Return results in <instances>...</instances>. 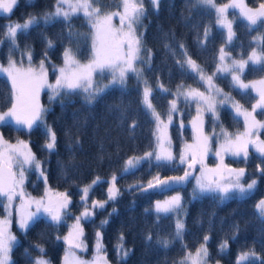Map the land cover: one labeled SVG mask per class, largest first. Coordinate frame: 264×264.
<instances>
[{
  "label": "snow or ice",
  "instance_id": "6c2138e0",
  "mask_svg": "<svg viewBox=\"0 0 264 264\" xmlns=\"http://www.w3.org/2000/svg\"><path fill=\"white\" fill-rule=\"evenodd\" d=\"M154 11H159L160 0H148ZM195 5L215 13V24L219 30L226 32L223 43L218 49V55L214 57L215 69L209 74L203 66L197 63L189 54L186 45L177 41L176 46L180 49L181 57L175 63L182 75H190L193 81L199 85L193 87L183 82L176 86L173 93L157 78L156 91L162 95H172L173 99L168 101L166 119L157 111L152 103L153 87L144 76L145 65L149 71L152 70V50L144 46V32L138 31L143 26V20L147 16L144 0H119L116 11H104L100 6L101 0H55L53 11H45L41 15L30 14L22 23L13 22L6 24L5 31L0 37V46L8 42L7 64L0 63V74H6L11 82L9 94L4 103L9 105L6 110L0 108V127L11 126L16 132L31 134L35 129H41L45 136L42 145L44 151L49 154L57 150V134L53 127L47 122V114L51 110L40 103V92L47 89L49 92V103L60 101L63 105L62 96L82 94L87 105L93 104L99 97L112 88L126 89L127 79L130 74L137 78L138 83L143 84L141 94V105L149 115L155 127L153 129V141L149 145L150 150L142 155L131 156L124 162L119 170L121 177L132 174L143 163L160 168L178 170L183 168L182 175L161 177L156 173L146 183L134 182L128 185V191H169L174 188H182L185 184L195 181L192 188V201L202 199L206 196L217 200L220 204L230 199H246L255 193L258 179L252 178L245 183L246 168H233L226 164L225 157L231 156L239 162L247 163L250 157V146L258 154L261 164H264V139L261 131L264 130V119H257L258 115H264V77L258 80L245 82L243 76L246 67L251 64L254 68L264 71V34L252 38L257 45L248 53L245 59L243 53L240 57H234L227 49L231 47L236 32L233 24L239 18L246 22L249 31L256 26L264 24V0H258L257 7H250L246 0H230L229 3L217 4L216 0H194ZM19 0H0V12L10 14L18 6ZM230 9L238 10V17L228 18ZM83 14L90 28L91 46L86 62L77 58L80 47L77 45L75 51L71 47H65L62 53L63 65H52L55 81L49 82L46 61L49 60L48 50L55 47L54 41L44 37L46 48L38 65L33 64V49L30 44L25 43L23 50L17 41L18 35L27 36L30 29L38 26L41 21L45 26L55 20H63L71 29V20L74 16ZM114 17H118L119 26L113 23ZM212 26L203 29V40L197 34V42L200 47L211 36ZM69 43L74 37L84 34L68 31ZM84 36V39H88ZM164 48L173 57L176 52L167 43ZM20 53V59L14 57V53ZM147 53L146 57L142 53ZM25 60L27 66H25ZM101 77L100 80L96 76ZM105 76L110 77L107 83H103ZM231 77L229 84L242 96L248 94V90L255 93L254 103L250 108L245 107L231 95L216 84L217 79ZM201 88L204 90L202 91ZM178 101H182L189 108L195 105V115L191 117L186 125L183 113L178 107ZM227 106L233 112L234 119H243V130L229 132L220 122V109ZM120 109L121 118H126L127 108L117 105ZM174 116L178 119L181 145L178 153L173 151V141L170 134V126L176 123ZM211 117L212 130L205 131V117ZM137 121L132 120L129 132L134 133ZM191 128V142L183 139V130ZM217 128L219 131L217 132ZM70 142L67 145L70 152L74 145L79 144L78 139H72L68 133ZM213 140L217 141L215 151L212 149ZM209 154L218 161L214 167L207 163ZM47 161H41L32 151L30 141L17 137L15 142L6 139L0 132V208L4 215L0 216V264H15L12 258L14 247L18 244L17 236L12 232L13 215L15 214L16 225L23 233L27 232L40 219H45L53 226H59L71 218L74 222L69 225L67 235L62 239L67 247L62 258V264H110L107 249L103 243L102 229L110 223V218L117 212L113 208L104 219L100 220L95 231L94 254L91 259H84L79 253L88 250L85 239L84 224L94 223L98 211L106 209L109 202L115 203L121 195L117 186V174L114 172L107 188L106 200L93 199L89 203V193L96 185L102 183V178L97 176L89 184L82 188L77 186L82 193L80 204L82 210L79 215L71 211L72 197L67 191H55L48 185ZM61 173L67 179L68 172L64 164H60ZM35 171L38 178L45 183V192L40 197H34L25 189L28 173ZM256 174L264 176V167L257 165ZM18 201V203H17ZM255 209L261 219H264V198L260 199ZM152 212L156 217L157 224L162 218L172 216L174 218V230L166 235L156 234V243L167 249L171 244L180 241L182 249H185L181 259L176 264H208L210 235H203L202 242L195 251L187 250V244L183 243L184 236L188 231L185 225V217L188 215L187 207L180 192L169 196L164 200H157L152 207L146 208L145 213ZM214 215V213L212 214ZM196 224L202 226L198 218ZM209 232L212 227L211 218L208 221ZM235 234L239 231V225H233ZM57 239L61 237L57 236ZM151 232L146 236L151 241ZM34 248L39 255L33 257L28 248L24 255L29 264H51L46 258V249L43 244L35 243ZM228 239H223L218 245L219 254L223 255L228 250ZM115 251L118 262L126 261L131 249L124 245V233L118 235ZM261 258L255 252L254 247L247 251H240L236 256L235 264H251V261H259ZM219 264V261L216 262Z\"/></svg>",
  "mask_w": 264,
  "mask_h": 264
},
{
  "label": "trees",
  "instance_id": "16d2710c",
  "mask_svg": "<svg viewBox=\"0 0 264 264\" xmlns=\"http://www.w3.org/2000/svg\"><path fill=\"white\" fill-rule=\"evenodd\" d=\"M225 0H216L217 3ZM54 0H19L18 6L10 14L0 13V37L5 31V25L13 22H23L30 14L41 15L52 8ZM119 0H101V7L104 11H110L117 8ZM147 16L143 20L141 31L144 32V46L152 50V70L149 71L145 65L144 76L149 80L153 87L152 103L157 111L165 118L168 107V101L172 95H162L156 91L157 78L166 87L173 89L178 84L197 85L190 75H182L178 69L175 60L180 59L181 52L176 46L177 41L183 42L189 54L194 60L205 68L207 72L215 69L214 57L217 56L218 49L223 43L226 35L225 31L219 30L215 24V13L208 12L206 9L195 5L194 0H160L159 11H154L148 0H145ZM249 6L258 5V0H246ZM238 17L236 10L230 9L228 18ZM211 25L212 31L209 40L205 42L203 48L197 42L199 32L200 39L203 40V29ZM236 32V38L233 44L227 50L234 57L245 56L251 49L257 48L252 42V38L264 34V24L256 26L249 31L246 22L237 18L233 24ZM84 34L73 38L69 43L68 31ZM51 39L55 47L48 50L49 60L46 63L50 66L60 62L65 47H71L76 50L80 47V54L77 58L87 59L91 46L90 28L88 22L82 14L74 16L71 20V29L63 20H55L45 26L43 22L30 29L27 36L18 35L17 41L23 50L25 43L31 45L33 49V64H36L43 57L46 48L44 37ZM88 36V39H84ZM171 45L176 52L173 57L165 48L164 44ZM8 42L5 41L0 46V62L7 61ZM259 51V49L257 48ZM14 57L19 60L20 53L15 52ZM25 64L27 61L25 60ZM51 75L53 70L50 71ZM264 71L254 68L251 64L246 67L243 79H249L263 75ZM226 79H217L216 82L227 92H230L236 100H239L244 106H249L254 100L255 93L248 90V94L242 96L239 91L230 87ZM10 84L6 77L0 74V108L5 109V97L9 94ZM142 88L137 78L130 74L127 79L126 89L122 92L120 88H112L99 97L93 104L87 105L84 102L82 94L62 96L63 105L60 101L49 103V92L44 89L40 92V102L51 110L47 114V122L57 134V150L49 154L44 151L42 145L45 142V136L41 129H35L31 134L25 132H16L11 126L0 127L6 139L15 141L17 137L30 141L32 151L41 161H47L48 185L51 187L62 188L72 197L71 211L75 214L82 208L80 204V190L86 182L92 178L108 177L114 172L117 174V186L120 188L121 195L115 203L109 202L105 210L98 211L94 223H85V239L88 245L95 238V231L101 219H104L108 212L113 208L117 212L110 218V223L102 229L103 243L107 249L108 260L113 264H176V261L183 256L185 249H182L181 242L177 241L171 244L167 249L156 243V234L166 235L174 230V218H162L157 224L154 213H145L146 208H151L153 199L179 191L187 207L188 215L184 218L186 229L183 243L187 244L188 249H193L200 241L203 235L209 234L208 242L209 259H219L222 264H235L236 256L240 251H247L254 247L255 252L260 256V260L251 261V264H264V219H261L257 210L256 203L264 198V176L256 174L257 165L261 164L258 154L250 150L248 162L237 161L231 156H226L225 161L237 167L246 168L245 180L252 178L258 179V185L255 193L246 199H230L223 204L217 200L206 196L202 199L192 201V182L185 184L182 188H174L169 191H128V185L134 182L146 183L153 175L159 172L160 176H168L178 173V170L169 168L157 169L148 163H143L138 170L132 174L120 175V169L128 157L132 155H141L149 151V145L153 141V129L155 127L152 118L146 115L140 101ZM117 105L127 108L126 118H121L120 109ZM183 119L186 124L191 114V107H183ZM257 117L264 119V115ZM137 121L135 132H129V126L132 120ZM176 123L170 126V134L174 141L180 139V130L178 128L177 117L174 116ZM220 122L229 132L242 127V120L234 119L233 112L227 106L220 109ZM187 125V124H186ZM212 130L211 117H205V131ZM190 127L183 130V138L190 137ZM68 133H71L72 139H78L79 144L74 145V150L69 151L67 145L70 142ZM261 137L264 138V130L261 131ZM66 166L67 179L61 173L60 164ZM25 188L30 192L43 193L45 183L42 178L32 171L27 174ZM89 193V197L103 198L107 197V181L102 179ZM3 209L0 208V214ZM214 213V215H212ZM202 221V226L196 224L197 219ZM211 218L212 227L209 232L208 221ZM59 226H53L45 219H40L27 232L23 234L17 230L18 244L14 247L12 258L15 264H29L24 255V250L29 249L32 256L39 253L31 245L41 243L46 249V257L53 263L59 264L62 257L64 242L57 239V236L66 231L69 220ZM233 225H239V231L235 234L236 238L231 239L234 234ZM121 230L124 233V245L131 249L126 261L118 262L115 251L117 238ZM151 232L153 239L149 242L146 236ZM228 239V250L219 254L218 245L223 239Z\"/></svg>",
  "mask_w": 264,
  "mask_h": 264
},
{
  "label": "rangeland",
  "instance_id": "374dc122",
  "mask_svg": "<svg viewBox=\"0 0 264 264\" xmlns=\"http://www.w3.org/2000/svg\"><path fill=\"white\" fill-rule=\"evenodd\" d=\"M230 2V0H225V1H223V2H219V3H217V4H223V3H229ZM144 3H145V0H144ZM54 6H55V0H54V2H53V5H52V8L49 10V11H53L54 10ZM258 5H256V6H250V7H257ZM145 8H146V3H145ZM117 10V8H115V9H113V10H110V11H116ZM237 12H238V10H236ZM0 13H2V12H0ZM82 14V13H81ZM83 15V14H82ZM113 23L114 24H116L117 26H119V21H118V17H114V20H113ZM138 31H141V28H139L138 29ZM225 34H226V32H225ZM91 35V34H90ZM252 51V49L248 52V53H250ZM248 53L244 56V58L246 59L247 58V55H248ZM142 55H144L145 57H146V55H147V53L145 52V53H142ZM217 55H218V52H217ZM237 58H239V57H237ZM82 62H86V59L85 60H81ZM39 62V61H38ZM38 62L36 63V64H34V65H38ZM0 63H3V62H0ZM4 64L6 65L7 64V61L6 62H4ZM52 65H56V66H62L63 65V59L61 58V61L60 62H57V63H54V64H52ZM52 65H48L47 63H46V68L48 69V80H49V82H54L55 81V75H51V73H50V71H51V69H52ZM25 66H27V64H25ZM138 67H142V65H137ZM209 74H211L210 72H208ZM1 75H3L4 77H6V79L8 80V78H7V76H6V74H1ZM262 77H264V74L263 75H260V76H257V77H253V78H249V79H244L245 80V82H247V81H251V80H258V79H260V78H262ZM110 77H107V76H105V78L103 79V83H107L108 82V79H109ZM96 79L97 80H100L101 79V77L99 76V75H97L96 76ZM8 82H9V84H10V87H11V82L8 80ZM216 82V81H215ZM216 84L220 87V88H222L217 82H216ZM186 85H191V84H186ZM193 87H198V86H195V85H192ZM141 88L143 89V84H141ZM223 89V88H222ZM201 90L203 91L204 89L203 88H201ZM224 90V89H223ZM171 91L174 93L175 91H176V87H174L173 89H171ZM225 91V90H224ZM225 92H227V91H225ZM39 99H40V97H39ZM172 99H173V96H172ZM41 103V102H40ZM251 103H254V100L251 102ZM251 105V104H250ZM250 105L249 106H245V107H247V108H250ZM185 106V104L182 102V101H178V107L180 108V110H181V112H183L184 111V107ZM186 109H188L187 108V106H186ZM5 110H6V108H5ZM195 115V105L193 104V105H191V114H190V116L188 117L189 119L187 120V122H186V124H188V121L191 119V117L192 116H194ZM165 119H166V116H165ZM241 120H242V127H240L239 129H237V130H234V131H231V132H236V131H242L243 130V119H242V117L240 118ZM257 119H262V118H259V117H257ZM178 120V119H177ZM155 125V124H154ZM217 130V132L219 131V128H217L216 129ZM190 131H191V128H190ZM209 132H211V131H209ZM262 138V137H261ZM183 139H185V140H187L188 142H191V139H192V132H190V137L189 138H183ZM262 139H264V138H262ZM26 140V139H25ZM172 141H173V139H172ZM11 142H15V141H11ZM180 145H181V138L179 139V140H177V143L174 145V141H173V151L175 152V153H178L179 152V149H180ZM216 147H217V141H215V140H213V142H212V149H213V151H215V149H216ZM250 150H252V151H254V149H252L251 148V146H250ZM255 152V151H254ZM140 155V154H139ZM139 155H132V156H139ZM142 155V154H141ZM128 159V158H127ZM126 159V160H127ZM218 161L216 160V158L213 156V155H211V154H209V156L207 157V160H206V163L210 166V167H214L215 166V164L217 163ZM226 164H228L229 166H231V167H233V168H240V167H237V166H234V165H232V164H229V163H227L226 161H224ZM35 172V171H34ZM36 173V172H35ZM37 174V173H36ZM183 174V168H182V170L180 171V172H178V173H174V174H172V175H168V176H174V175H182ZM156 175V174H155ZM155 175H153V176H155ZM37 176H38V174H37ZM111 176L112 175H110V176H108V177H101L102 179H106V181H107V188L109 187V181H110V179H111ZM152 176V177H153ZM97 177V176H96ZM151 177V178H152ZM163 177H165V176H162V178ZM167 177V176H166ZM95 178V177H94ZM94 178H92L90 181H88V182H86L84 185H87V184H89ZM150 178V179H151ZM250 181V180H249ZM192 182V186L195 184V181L194 180H192L191 181ZM245 183H247L248 181H244ZM84 185H82L81 186V188L84 186ZM51 187V186H50ZM26 189V188H25ZM51 189L53 190V192H55V191H60V192H63V191H65L64 189H62V188H56V187H51ZM26 191L28 192V193H30L32 196H34V197H40L41 195H43L44 194V192H45V188H44V192L43 193H41V194H39V193H35V192H30V191H28L27 189H26ZM176 192H179V191H175V192H173V193H171V194H168V195H164V196H162V197H156L155 199H153V204H154V202L155 201H157V200H164V199H166L167 197H169V196H172V195H175L176 194ZM82 194V193H81ZM81 194H80V196H81ZM93 199H95V200H101V201H103V200H105V199H103V198H96V197H89V203H91V201L93 200ZM106 199H107V197H106ZM17 203H18V201H17ZM82 210V209H81ZM80 210V211H81ZM80 211L78 212V213H75V215H79V213H80ZM4 215V212L2 213V214H0V216H3ZM74 221L72 220V219H70L69 220V224H68V226L69 225H71L72 223H73ZM12 232L17 236V238H18V234H17V230H19L18 229V227H17V225H16V219H15V214L13 215V223H12ZM20 231V230H19ZM68 231H69V227L66 229V231H64L61 235H60V237H61V240L64 242V247H63V252H62V257H61V261H60V263L59 264H62V258H63V256H64V253H65V249H66V247H67V245H66V243H65V241L62 239V237L63 236H65V235H67V233H68ZM94 242H95V238L93 239V241L91 242V244L90 245H88V250H87V252H85V253H79L78 252V255H82V257L84 258V259H91L92 258V256H93V254H94ZM202 241H200L193 249H190L191 251H195V248L196 247H198L199 246V244L201 243ZM39 255V254H38ZM38 255H36V256H38ZM184 255V254H183ZM35 256V257H36ZM183 256H181L180 257V259L182 258ZM47 258V257H46ZM48 259V258H47ZM217 261H219V264H222L221 262H220V260L219 259H214V260H211V259H209L208 260V264H216V262ZM51 264H53L52 262H51ZM110 264H113V263H111L110 262Z\"/></svg>",
  "mask_w": 264,
  "mask_h": 264
}]
</instances>
